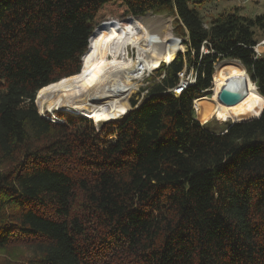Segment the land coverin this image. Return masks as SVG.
I'll return each instance as SVG.
<instances>
[{
  "label": "trees",
  "instance_id": "obj_1",
  "mask_svg": "<svg viewBox=\"0 0 264 264\" xmlns=\"http://www.w3.org/2000/svg\"><path fill=\"white\" fill-rule=\"evenodd\" d=\"M161 7L185 51L138 103L98 129L38 113L36 94L81 74L99 23ZM205 23L189 0H0V264H264V52L253 51L264 15ZM223 59L261 98L255 118L215 132L193 101ZM184 66L194 83L165 93Z\"/></svg>",
  "mask_w": 264,
  "mask_h": 264
},
{
  "label": "bare ground",
  "instance_id": "obj_2",
  "mask_svg": "<svg viewBox=\"0 0 264 264\" xmlns=\"http://www.w3.org/2000/svg\"><path fill=\"white\" fill-rule=\"evenodd\" d=\"M169 22L168 18L147 14L97 26L82 56L83 71L70 80L68 90L52 92L46 97L47 111L65 110L78 115L88 112L96 120L111 119L126 111L129 108L127 99L137 86V82L132 81L138 80L133 76L138 63L122 58L125 49L127 46L134 48L137 60L147 71L150 65L171 60L180 48L171 38ZM244 79L248 82V94L244 99L234 105L218 103L217 94L222 86L239 87ZM210 92V97L206 95L194 101L200 121L210 116L221 121L240 116L261 98L243 65L234 59H223L215 65Z\"/></svg>",
  "mask_w": 264,
  "mask_h": 264
},
{
  "label": "rangeland",
  "instance_id": "obj_3",
  "mask_svg": "<svg viewBox=\"0 0 264 264\" xmlns=\"http://www.w3.org/2000/svg\"><path fill=\"white\" fill-rule=\"evenodd\" d=\"M189 4H190V6H196L197 9H200V13L203 16V21L206 22V23L209 22L210 18L216 16L217 12H220V11L234 12V8H236L238 13H240V14H248V15H252V14H258L259 15L260 14V15H264V0H259V3H258L257 6H255L256 5L255 0H250L248 2H242V0H189ZM108 10H110V9H108ZM156 12L157 13H150V14L152 16L156 15V16H161L163 18L170 19V22H169L170 23V35H171L172 40L173 39L181 40L173 32V26H174L173 20H174L175 17L172 18V15H170L168 13V8L167 7H161V8H158L156 10ZM126 17L128 18L130 16H126ZM126 17H124V19ZM254 30H255V28H254ZM256 33H258V32L256 31ZM256 33H255V37H257ZM258 37H259V34H258ZM173 42L175 43V45L177 47L180 48L179 50L176 51L175 56H176L177 52L185 51V46L181 45L180 43L176 42L175 40H173ZM259 48H261V47H259ZM126 51H128V52L132 51L133 54H134L135 49L134 48L132 49L131 46H127V48L125 49V52ZM161 63H164V62H161ZM82 65H83V61H82ZM155 66L156 65H150L149 66V71L146 72L145 75L143 74V77L141 79L132 81V82L136 81L137 82V86L134 89V91L132 92L133 94L131 93L129 95L128 99H127L130 108H131L130 101L132 99L135 100V101H140V99L143 98V96L145 94V90L143 88H145L148 79L152 76V74L161 65L159 64V66L157 68H155ZM150 69H151V71H150ZM213 79H214V77H213ZM212 82H213V80H212ZM68 88H69V84H68L67 88L56 89V90H51V91L49 90V91H44L43 93H41L39 95L38 99H37V102H35V105L37 106L38 113L43 118L48 119V120H50L52 122H55V123L56 122L60 123V121H61V119H59V117L57 116V114L55 112H63L65 114H69V115H72V116H80V115H76L74 113L66 112L65 110H60V111L59 110H53V111L49 112L46 109V103L44 102V100L46 99V97L50 93L56 92V91H66V90H68ZM208 92H210V91H208ZM207 95L210 97L211 96V92H210V94H207ZM258 108H259V103L254 105V106H252V107H247L242 115L234 116V117H232V118H230V119H228L226 121H221V120L217 119L216 116H210L206 121H204V120L200 121L199 120V122L200 123H206L205 126L208 129H210L212 131H215V132H219L226 126L225 122H227V121L233 122L234 120L248 119V118L254 117L255 113H257V111H258ZM127 110H129V108ZM123 112L124 111L119 112L116 116H113L112 118L113 119L119 118L120 117L119 115H121ZM195 114H196V117H197V112L196 111H195ZM82 115H86V116L92 117L97 122V123H95L93 121V119H92V123L94 124V126L97 129L100 128V125H101L102 122L113 120V119H107V118H106L107 120H105V119L104 120H96L88 112L85 113V114H82ZM85 118H87V117H85ZM88 119H90V118H88ZM61 123H63V122H61ZM110 138L111 137H108L107 139H110Z\"/></svg>",
  "mask_w": 264,
  "mask_h": 264
},
{
  "label": "built area",
  "instance_id": "obj_4",
  "mask_svg": "<svg viewBox=\"0 0 264 264\" xmlns=\"http://www.w3.org/2000/svg\"><path fill=\"white\" fill-rule=\"evenodd\" d=\"M248 1H250V0H242V2H248ZM259 47H261V48H259ZM253 51H254L255 57H259L264 52V38L259 40L256 44H254ZM201 52H203V53L207 52V50L204 48V46L201 47ZM122 58L124 60H130L131 62L136 61L138 63L137 66H136V71L133 72L134 73L133 76L134 77H138V80L143 77V74L145 75V73L148 72L144 68L143 64L140 63L139 60H137L136 52H134V54H133L132 51L131 52L126 51ZM158 66L159 65H157L155 68H157ZM194 81H195V75H194L193 70L191 68L188 69V68H186L184 66L181 69V71L178 73V82H177V84L173 88L167 89L165 91V93L171 94L173 96H177L183 90H185L189 85H192L194 83ZM194 101H193V107H194ZM138 102L139 101H136V103H138ZM129 108H130V106H129ZM194 110H195V107H194Z\"/></svg>",
  "mask_w": 264,
  "mask_h": 264
},
{
  "label": "water",
  "instance_id": "obj_5",
  "mask_svg": "<svg viewBox=\"0 0 264 264\" xmlns=\"http://www.w3.org/2000/svg\"><path fill=\"white\" fill-rule=\"evenodd\" d=\"M150 13L151 12H147L144 15H147V14H150ZM144 15H142V16H144ZM172 18H174V16H172ZM95 28H94V30H95ZM173 40H175L176 42H178V43H180L182 45L181 40H178V39H173ZM174 58L175 57H173L172 59H174ZM171 60L164 62V64L165 65L169 64V62ZM234 60H236V59H234ZM247 94H248V82H247V79H244L242 81V84H240L239 87H234L231 84H226V85L222 86L220 88L218 94H217V101H218V103L224 104V105H234V104L238 103L239 101H241L242 99H244ZM36 98H37V94H36V97H35V102H36ZM76 115H78V114H76ZM80 116H82V115H80ZM252 118H255V117H252ZM249 119H251V118H249ZM249 119H246V120H249Z\"/></svg>",
  "mask_w": 264,
  "mask_h": 264
},
{
  "label": "crops",
  "instance_id": "obj_6",
  "mask_svg": "<svg viewBox=\"0 0 264 264\" xmlns=\"http://www.w3.org/2000/svg\"><path fill=\"white\" fill-rule=\"evenodd\" d=\"M255 3H256V5L255 6H257L258 5V3H259V0H255ZM236 8H234V10H235ZM208 14V13H207ZM242 15H248V14H242ZM254 15H257V14H252V15H249V16H254ZM197 99H200V98H197ZM196 119H197V117H196ZM198 120V119H197ZM204 121H206V120H204Z\"/></svg>",
  "mask_w": 264,
  "mask_h": 264
}]
</instances>
